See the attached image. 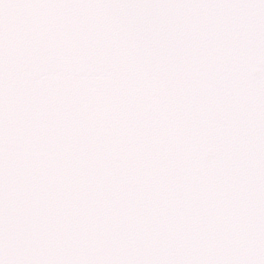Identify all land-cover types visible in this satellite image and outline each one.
Returning <instances> with one entry per match:
<instances>
[{"label": "snow or ice", "instance_id": "1", "mask_svg": "<svg viewBox=\"0 0 264 264\" xmlns=\"http://www.w3.org/2000/svg\"><path fill=\"white\" fill-rule=\"evenodd\" d=\"M0 264H264V0H0Z\"/></svg>", "mask_w": 264, "mask_h": 264}]
</instances>
